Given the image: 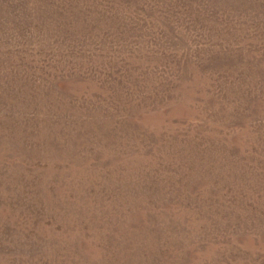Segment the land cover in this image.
I'll return each mask as SVG.
<instances>
[{
  "label": "rangeland",
  "instance_id": "1",
  "mask_svg": "<svg viewBox=\"0 0 264 264\" xmlns=\"http://www.w3.org/2000/svg\"><path fill=\"white\" fill-rule=\"evenodd\" d=\"M0 264H264V0H0Z\"/></svg>",
  "mask_w": 264,
  "mask_h": 264
}]
</instances>
